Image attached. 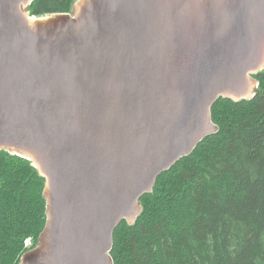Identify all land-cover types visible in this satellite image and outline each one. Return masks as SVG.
<instances>
[{
	"label": "water",
	"instance_id": "water-1",
	"mask_svg": "<svg viewBox=\"0 0 264 264\" xmlns=\"http://www.w3.org/2000/svg\"><path fill=\"white\" fill-rule=\"evenodd\" d=\"M0 0V151L44 179L46 222L20 264H114L140 199L259 93L264 0H77L29 16Z\"/></svg>",
	"mask_w": 264,
	"mask_h": 264
},
{
	"label": "trees",
	"instance_id": "trees-1",
	"mask_svg": "<svg viewBox=\"0 0 264 264\" xmlns=\"http://www.w3.org/2000/svg\"><path fill=\"white\" fill-rule=\"evenodd\" d=\"M75 1L32 0L27 12L69 13ZM255 79L251 100L217 101L218 133L159 176L135 223L114 231V264H264V71ZM44 182L31 162L0 151V264H20L38 244Z\"/></svg>",
	"mask_w": 264,
	"mask_h": 264
},
{
	"label": "rangeland",
	"instance_id": "rangeland-1",
	"mask_svg": "<svg viewBox=\"0 0 264 264\" xmlns=\"http://www.w3.org/2000/svg\"><path fill=\"white\" fill-rule=\"evenodd\" d=\"M76 1H77V0H76ZM76 1H75V2H76ZM75 2H74V4H75ZM72 7H73V6H72ZM71 10H72V8H71ZM69 13H71V11H70ZM26 246L29 247V246H30V243H27Z\"/></svg>",
	"mask_w": 264,
	"mask_h": 264
}]
</instances>
